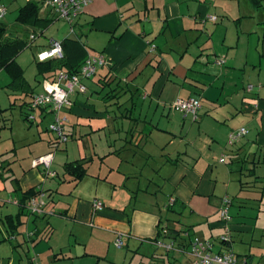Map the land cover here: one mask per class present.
<instances>
[{
    "label": "crops",
    "instance_id": "1",
    "mask_svg": "<svg viewBox=\"0 0 264 264\" xmlns=\"http://www.w3.org/2000/svg\"><path fill=\"white\" fill-rule=\"evenodd\" d=\"M33 1L39 5L40 22L17 23L18 10L27 0H5L7 12L9 5H16L15 14L11 22L0 19V23L10 35L27 39L35 35L30 46H34L37 61V55L54 39L50 36L46 42L37 43V37L45 35L44 29L60 18L46 0ZM128 9H132L130 20L125 19ZM46 19H52L48 25H45ZM59 27L63 35L60 40L68 37V28ZM59 29L55 36L60 33ZM75 30L87 51H95L111 61L96 71L92 81L98 86L96 93L101 94L108 88L98 97L111 109L101 110L89 101L92 91L89 95L85 91L82 98L78 93L73 94L71 105L66 109L68 121L64 130L73 138L77 128L83 131L88 128L91 132L106 127L105 119L112 122L114 118H125L128 131L122 138L123 145H105L100 153L95 151L96 172H91L88 166L95 156L93 146L91 150L87 145L86 153L80 157L67 159L65 162L87 161L86 174L79 180L63 172L65 162L61 164L60 175L48 177L54 180L53 185L44 187L43 176L47 175L40 168L27 170L16 180L20 193L33 187L42 191L46 209L92 223L98 229L79 226L87 231L78 236L59 228L57 220L50 217L22 214L21 225L15 232L20 234L23 225L25 233L30 234L26 238L22 232L23 236L10 243L17 251V258L11 255L12 261L23 264L29 260L26 242L30 241L35 245L38 259H45L43 264H124L126 255H112L113 237L120 235L125 244L131 242L134 246L145 240L152 242L159 227L164 225L161 207H165L177 214L186 213L189 220L184 224L181 219L166 218L173 223H167L168 226L188 231L191 228L216 243L217 250L225 246L219 243V235L228 232L229 248L240 262L245 258L246 264H264V223L260 224L258 218L264 214V0H92L77 16ZM149 42L155 45L153 50H149ZM216 58L223 63L216 64ZM119 73L123 79L117 78ZM53 76L55 73L43 79L50 81ZM139 89L143 90L140 95L144 100L156 99V109L160 103L167 107L176 97H197L200 107L194 120L198 123L196 131L191 126L183 132L181 125L177 130L175 122L173 127L158 126L152 119L145 120L146 116H135L134 96L139 95ZM31 91L38 93L43 88ZM107 92L109 96L105 97ZM170 111L173 115L177 112L167 109L166 120L173 118ZM49 113L48 107L39 108L34 122L28 124H35L37 135L31 134L34 141L41 139L38 124ZM112 127L114 131L120 129V126L115 128V121ZM239 127H245L247 133L229 145L228 134ZM176 139L180 145L189 146L174 147ZM29 140L26 134L22 145H29ZM51 140L48 137L46 148L38 155L51 151ZM115 157L117 161H111ZM156 157L159 158L157 166H151L149 159ZM124 161L132 166L141 162L139 176L143 182L141 177L137 178L138 174L121 169ZM161 167L167 168L163 185L170 191L168 202H160L159 190H150L151 183L155 182L148 170L156 173ZM117 174L123 175V181L120 182L121 176ZM62 186L67 187L63 192L67 198L64 203L61 201L64 206L58 202L62 198L58 195L62 193L59 190ZM118 187L124 191L117 192ZM223 197H228L229 205L236 209L235 216L226 223L218 215ZM170 198L174 202L172 206ZM94 199L102 201L103 207L95 209ZM57 203H60L59 209ZM6 231L11 233L9 228ZM58 231L62 232L63 242L53 238ZM138 251L139 247L135 246V253ZM140 254L145 255L146 264H176L174 255L166 254L161 247L152 246L150 251Z\"/></svg>",
    "mask_w": 264,
    "mask_h": 264
},
{
    "label": "rangeland",
    "instance_id": "2",
    "mask_svg": "<svg viewBox=\"0 0 264 264\" xmlns=\"http://www.w3.org/2000/svg\"><path fill=\"white\" fill-rule=\"evenodd\" d=\"M1 2V1H0ZM5 0H3V3L6 6V13L4 16L0 17V19H3V22L9 21L11 22L13 17H14V11L13 8L16 6L14 5V7H12L11 5L8 6L9 11L7 12V5L4 3ZM10 2V1H9ZM91 2V1H90ZM89 2V3H90ZM12 10V11H11ZM127 17L125 18L126 20H130L129 18H131L130 14L132 12V9H128L127 11ZM60 18L58 20H56L53 24H51L50 26H48L46 29H44V31L46 32L45 35H41L37 37V43L38 42H46L47 38L50 36H53V38L55 40H60L63 35H61L62 31L61 29H59V25L60 26H64V29H66V27L68 28L69 32H70V26L69 23L63 19ZM126 23H129V21H127ZM134 23V22H133ZM59 29V34L57 36H55V32L58 31ZM85 39V37H83ZM33 43V41L31 42V44ZM34 46H30V47H26L25 49H23L17 56L16 61L18 62V64L20 65V67H22L23 69V81H14L11 82V79L8 75V73L3 70L0 69V159H4L6 160V163H9L8 168L10 169V171L4 170L2 168H0V264H15L12 261V256L14 255L15 258H17V251L15 250V248H12L11 246V242L13 241V243L16 242V240L20 237L23 236V233L25 234L26 238L28 237V233L26 232V227L25 226H21L20 228V234L15 232L12 235H9V232L6 231L10 225V221L14 220V222H16L17 219V214H18V205L16 203H14V200H16L18 198V196H20V192L16 189V185H17V179L20 178L22 176L23 173H25L27 170L32 169V168H40L43 171V174L46 172L45 168L42 164H39L38 166H32L31 165V161L41 155L39 154V151L43 150L44 148H46L47 142L46 140L48 139H53L56 136V133L50 130H45V127L48 125H50V123L53 122V118H54V113L51 111V113H49L48 116H46L42 123L38 124V128L41 129L39 131H41L42 135H41V139H37V141H34V138L32 137L33 134L37 133L35 132V124L28 126L29 121H24L23 119V109L20 110V103H21V99L23 97H28L26 95V91H28L29 89H32L35 92L40 91L43 88V82L45 81L43 78L45 76H48L51 73H55L58 74L60 71H63L64 69H60V68H56L55 70H42L39 71L37 69V64H36V59H35V54H34ZM95 54L97 52L95 51H87V54ZM218 58H216L214 61L216 62ZM38 60V59H37ZM111 61L108 60V64H110ZM103 66H108L107 64L103 65ZM100 68V67H99ZM98 68V69H99ZM97 69V70H98ZM93 78H95V75H91L88 78H82L81 81L82 83L84 82L85 85L87 86V94L89 95V93L92 91V93H90V97H89V101H92L93 103L96 104V106L99 109H105L108 108V110L111 109V107H105L104 102L98 97L99 95L101 96V94L105 93L106 91H108V88L105 87L101 94L100 93H96L94 90L97 89L96 85L94 86L92 81ZM117 78H121L123 79V75L121 73L117 74ZM148 82L144 83V86L148 89ZM96 88V89H95ZM145 89L147 92L148 90ZM145 91V92H146ZM79 94V98L84 97L85 95H83L82 92H76V90L70 95V97H72L73 94ZM140 93H143V90L139 89V95H135L134 96V101L136 103V108L134 109V114L135 116H138L139 114H141V117H145V120H151L152 119V123H157L158 126H164L166 124L172 125V127L175 125L173 124V122L177 123V130H179L180 125H181V130H183V132H185L186 130L189 129V127L192 126L193 131H196L197 128V121H194L195 119L192 117V115L188 116L187 118H183V113L178 112H174L175 114L173 115L172 111L169 112V115L172 114L173 118L171 117L170 120H166V113H167V109H171L174 110L173 108H171V105L176 101L177 98H174L172 101H169V103H167V107L162 106V104H159V107L156 109V99L153 97L148 98L147 100L143 99V96L140 95ZM104 95V94H103ZM96 96L102 101L96 99ZM152 98V101L150 102ZM183 98V97H181ZM167 108V109H166ZM39 110V109H37ZM37 110L34 112V114L36 115ZM67 112L68 110L64 109L61 112L62 116H65L67 118ZM3 113V114H1ZM163 114V115H162ZM39 119V117H38ZM115 119V118H114ZM112 119V122L115 121V128L117 129V127H119V131H114V128L112 127V122L111 120H103L104 123H107V126L104 127L103 129H99V130H95V131H91L87 128V130L83 131V129H76L75 135L73 138H70V136H68V138L65 141H60V143L58 144L60 147L59 149H53V159L51 161V165L49 167L50 171H55L57 175L61 174V164L63 162H65L67 159L68 160H72L75 157H80V155H82L83 153H86L85 151V147L87 145H90V149L91 147H95V150L93 151L92 155H95V151H97V153H100L103 149L106 148L105 145H123L122 144V138H124V136H126V133L128 131V127L126 128V124L128 121V119L125 118H117L116 120ZM68 121V118H67ZM34 122V121H33ZM4 124V128H2V124ZM67 123V122H66ZM65 123V124H66ZM31 127V128H29ZM30 129V130H28ZM35 132V133H34ZM180 132V131H179ZM85 133H87L85 135ZM28 134V138L30 137V140L28 141L29 145H22V140L23 138H25V135ZM32 134V135H31ZM179 134L180 133H176ZM161 135V134H160ZM79 138V139H78ZM188 140V137H187ZM176 143L175 145H180V143H178V140H175ZM169 148H172L171 145H168ZM187 145H180V147H182L183 149L186 147ZM189 146V145H188ZM187 146V147H188ZM49 150H52L49 147ZM123 154L125 155V152H123ZM136 154H138V152L136 151ZM123 156V155H122ZM131 157V155H130ZM133 157V155H132ZM158 157L156 158H150L149 159V163L151 164V166H157L158 164ZM117 161V158H112L111 161ZM141 162H137V166H132L133 164H131L130 162H125L121 164V169L125 170V169H129L131 173L133 174H138L139 176V172L141 166H140ZM98 165V155L96 154L95 156H93V159H91V162L89 163V169L91 170V172H96L97 171V166ZM148 167V166H147ZM152 168V167H150ZM142 170V168H141ZM150 171V175L153 178L155 183H151L150 185V190H159L157 194H159L160 196H162V198L160 199V202H163L166 200V202H168V192H170L167 188V186H164V177L166 176L167 173V168L165 167V169L163 167H161L159 169L158 172H152V169L148 170ZM149 174V173H148ZM119 176H121L120 178V182L123 181V175L122 174H117ZM141 175V174H140ZM48 177H52L50 175H47L46 177L43 176V179L45 180L46 183H44V187L46 186H50L54 184V180L52 179H48ZM136 178V179H137ZM143 178L141 177L140 181L143 182L142 180ZM49 180V182H48ZM49 184V185H48ZM154 184V185H153ZM148 185V184H147ZM233 183H232V190H233ZM59 190H62L61 194H58L60 197L64 198V199H60V201L58 202H63L66 200L67 197L63 196V192L64 190H67V187L62 186L60 187ZM124 191L123 189H121L120 187H118V189L116 190L117 192H121ZM156 190V191H157ZM231 192V191H230ZM155 193H152L151 196H154ZM164 194V195H163ZM44 200H46V198H44ZM98 199H94V201H96ZM100 201V200H98ZM61 202V203H62ZM102 203V201H100ZM62 203L61 206H64V204ZM103 207V206H102ZM56 208L59 209L60 208V203L56 205ZM162 211H161V216L163 218V222L165 223H172V221H166V218L168 219H181L182 223L184 224H188L187 222L189 221L187 219V214L186 213H182L181 214H177L176 212H171L170 210L166 209L165 207H161ZM49 211H51L50 209H47V214L45 215L46 217H50V219H54L57 220L58 222V226L59 228H62L63 230H69V232L71 231L72 234H77L78 233H82L85 234V232L87 231L86 228H81L83 226L87 227V229L89 230L90 228H96L98 229V227H96L95 225H93L92 223H84L79 221L78 219L75 218H70V217H64L61 215H57L56 213L53 214H49ZM53 211H56L53 209ZM228 214L231 216H235L236 214V209L235 206H228ZM259 222L264 223V214H260L259 215ZM68 221V222H67ZM73 222H76L75 224H70ZM173 224V223H172ZM21 225V224H20ZM71 225V226H70ZM74 225V226H73ZM76 225V226H75ZM78 225V226H77ZM81 226V227H79ZM30 227L32 228V223L30 222ZM188 232V236L185 237V241L187 243L190 242L191 238L193 237H198L201 240H207L204 239L203 237H201L199 235V233L196 231H194L193 229H189ZM56 236H54L53 238L56 237L57 241H62L61 237H62V232L58 231V234L55 233ZM182 234V233H181ZM79 236V235H78ZM67 237V234L65 236V238ZM64 238V241H65ZM163 241H170L169 237H160ZM263 238V235L262 237ZM117 239V236H114L112 241H111V248H112V255H117V256H124L126 255V259H125V263L124 264H146V257L145 255H141L140 253L143 252L147 253L148 251H150L151 247H156V245L152 242H150L149 240H145L142 241V243H137L135 246L139 247V251L138 253H135V246L130 242V243H124V238L122 239L123 242V246L121 248L116 247L115 245V241ZM11 240V241H10ZM179 239H177L178 241ZM263 240V239H262ZM63 242V241H62ZM27 247H28V256L29 257H37V253L36 251H34V247L32 245V242L27 241L26 242ZM177 244V242H175ZM216 244V243H215ZM214 244V252L217 251V247ZM233 247V244H232ZM222 250H224L223 247H221ZM234 248V247H233ZM162 250H164L163 248H161ZM188 249V246H185L184 250L182 251L180 249H173L171 251H169L170 254H173L175 257V263L176 264H192L194 262V258H192L191 256H189L186 253V250ZM234 250V249H233ZM235 252L239 253V251L237 249H235ZM236 255V254H235ZM237 257V256H236ZM25 261L21 262V263H25ZM45 262V259L43 260H39L38 257L36 259V263L39 264H43Z\"/></svg>",
    "mask_w": 264,
    "mask_h": 264
},
{
    "label": "built area",
    "instance_id": "3",
    "mask_svg": "<svg viewBox=\"0 0 264 264\" xmlns=\"http://www.w3.org/2000/svg\"><path fill=\"white\" fill-rule=\"evenodd\" d=\"M92 0H46V4L53 7L59 18L65 19L68 23L74 21L78 14H80L85 5ZM6 13V6L0 2V17ZM212 20H216L215 16L210 17ZM149 50H153L155 45L148 43ZM63 56L62 46L58 40L50 39L46 48L37 55L38 60H45L48 58H61ZM216 64L221 65L222 59H217ZM105 64H108V60L101 54H87L83 63L78 68L76 73H68L66 71H60L56 74L55 80H45L43 82V91L34 93L29 105L28 119H34V112L41 107H48L53 113V122L48 125V129L56 133L58 141H65L68 136L65 134L64 126L67 122V118L61 115L64 109H67L71 105L70 95L76 90V92H85L86 86L82 83V78H88L95 74L97 69ZM251 89V85H248L247 90ZM200 107V101L197 97L177 98L171 105L174 110L180 111L184 116L192 115L194 119L197 117V112ZM247 133L245 127H239L236 130L231 131L227 137V143L230 145L240 137ZM53 159V152H48L41 155L31 161L32 166H38L42 164L45 168V174L54 177L55 171H50L49 167ZM223 161V158H220ZM44 193L38 191L34 196L30 197L26 202V207L30 215H46V202L43 199ZM171 201V198L169 199ZM172 202V201H171ZM17 204V199L14 200ZM230 199L223 197L220 201L218 208L219 219L226 223L230 219L228 214V206ZM95 209H100L103 203L96 200L92 203ZM49 214H53V211H49ZM162 233L166 234L167 230L162 229ZM182 233V234H181ZM180 235L187 237L189 234L187 231L181 232ZM30 234V233H28ZM170 241H163L161 238L152 239L157 247H161L164 251H171L173 249L184 250V246L177 245L172 238ZM219 241H222L226 246L224 250L220 249L214 252V243L210 240H201L198 237L191 238L188 243V249L186 253L194 258L192 264H246L245 258L240 262L236 255L229 248L231 237L228 232H224L219 235ZM115 245L118 248L123 246L121 236H117ZM23 264H39L36 263L35 257H30L26 263Z\"/></svg>",
    "mask_w": 264,
    "mask_h": 264
},
{
    "label": "trees",
    "instance_id": "4",
    "mask_svg": "<svg viewBox=\"0 0 264 264\" xmlns=\"http://www.w3.org/2000/svg\"><path fill=\"white\" fill-rule=\"evenodd\" d=\"M38 9H39V5L38 3H36V1L27 0V2L24 5L20 6L15 20L17 21V23L21 25H29V23H32V24L38 23L40 22V19L37 17ZM76 18L74 19V21L69 23L70 25L69 36L65 37L62 40H59L62 46L63 56L61 58H48L42 61L37 60L36 66L39 71L50 70V69L55 70L56 68H60V69L65 68L64 71L71 73V74L76 73L78 71V68L83 63L84 58L87 55V50H86L84 43L80 39L79 33L76 32L75 30ZM51 20L52 19H46L45 25H48ZM0 35H1L0 37V69H3L8 73V75L11 78V82L23 81L24 80L23 70L17 64L16 57L23 49L30 46L35 35L34 34L30 35L28 39L23 36H17L15 34L10 35L6 31V27L1 23H0ZM55 77L56 75L53 76V78H51L50 81L55 80ZM31 90L32 89H29L28 91H26V95L29 94V97H26V96L23 97L20 103V110L23 109L24 111L23 119L24 121L28 120L29 124H31L34 121V119L33 120L28 119V115L30 113L29 105L31 102V98L34 94L32 93ZM106 96H109L108 92L107 94H105V97ZM65 134L69 136V134L66 133V131H65ZM59 143L60 142L58 141V137L55 136L49 143L50 148L52 149L49 152H53V149H59L60 147L58 145ZM86 162L87 161L86 160L84 161L83 159L65 162L62 165L63 172L65 174L70 175L74 180H79L86 174V167H85ZM8 166H9V163H6V160L0 159V168L10 171ZM0 176H1V173H0ZM38 191L39 190L37 188L33 187V188H29L26 191H23L20 193V196L17 198V205L19 208L17 219H16V222H14V220L10 221L9 229L11 230V233H9V235H12L13 233H15L16 227L21 223L19 219L20 215L22 214L30 215L26 207V202L30 197L34 196ZM173 203L174 202H170L169 205ZM31 216L33 218L38 217V215H31ZM40 216H45V215H40ZM163 228L167 230L166 234L162 233ZM183 231H187V229L178 230V229H175L174 227L168 226L167 223H164V225L162 224L159 227L157 237H155L154 239L160 238L161 236L169 237V238H172L175 242H177V245H182L185 247V246H188V243L185 241V237L180 235V233ZM177 239L179 240L177 241ZM219 243L222 245L224 244L222 241H219ZM223 247H226V246H223ZM165 253L168 254L169 252L165 251ZM245 261L247 263V259H245Z\"/></svg>",
    "mask_w": 264,
    "mask_h": 264
}]
</instances>
